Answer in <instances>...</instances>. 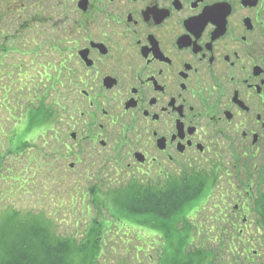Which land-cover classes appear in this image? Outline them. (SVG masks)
I'll use <instances>...</instances> for the list:
<instances>
[{"label": "flooded vegetation", "instance_id": "af4514ba", "mask_svg": "<svg viewBox=\"0 0 264 264\" xmlns=\"http://www.w3.org/2000/svg\"><path fill=\"white\" fill-rule=\"evenodd\" d=\"M23 32L30 41L16 45ZM53 63L55 157H76L77 182L195 184L198 213L211 201L225 232L252 231L264 195V0H0V89L30 107L14 95L16 71L28 78L20 89H41Z\"/></svg>", "mask_w": 264, "mask_h": 264}, {"label": "rangeland", "instance_id": "374dc122", "mask_svg": "<svg viewBox=\"0 0 264 264\" xmlns=\"http://www.w3.org/2000/svg\"><path fill=\"white\" fill-rule=\"evenodd\" d=\"M21 34L20 40L15 42L16 45H21L24 38L30 41L24 32ZM49 58H51L50 55ZM53 67H55L54 63L48 68V73L51 76L54 75ZM35 75L36 72H34ZM14 76L17 78L15 80L17 82L16 94H14L16 99L22 100L26 96L30 98L28 104H38V100L35 98L40 91L36 90L35 86L19 88V84L28 80L27 77H24V72L20 77H17L16 71ZM11 80L13 82V79ZM41 89L44 90V92L41 91L43 96L46 93L44 102L46 111L41 109L33 111L34 106H25L22 103L24 100H16L12 104H8L6 99V101H0V160L5 164L0 168V173H6L9 167L13 170L9 177L0 174V213L2 215L15 209L20 211L19 217L24 219L29 216L28 214L43 212L45 215L52 216L56 231L63 236L74 237L81 249L85 246L83 241L86 232L93 228L98 229L101 235L100 245L104 249L103 253L100 251L91 256V262H94L92 264H168L171 251L174 249H180L179 256H181L191 248L199 250V248L213 243L214 246H217L215 244L218 231L215 226L217 220L215 217H211L213 214L210 207L213 206L211 201L207 202V208L192 215L189 233L184 231L188 230L185 228L188 221L185 220L177 224L176 229H173L174 234L170 235L171 237L148 232L143 225L128 224L123 218L103 215L101 220H94L92 215L96 213V209L89 200L92 194L90 192L92 183L89 182L86 185L84 182H77L78 179L75 178L77 173L67 165L68 160H76V157L73 155L67 160L55 157L59 155L55 148L56 139L54 136L55 129L58 127L55 103L58 99L57 87L48 80L46 87ZM6 91L3 88L0 89L2 98H5L3 94ZM41 125L44 131L50 130L47 133L42 132ZM28 140L32 142L33 146L27 148V153L9 154V148L15 150L18 145ZM53 163L54 166L51 165ZM84 165L88 164L78 162L77 171H83ZM64 169L68 171H64ZM62 173L68 176L62 179ZM122 179L121 182L126 180ZM137 179L135 178V181ZM113 182L117 181L103 183L101 187L99 186L101 191H95L92 195H104L100 197L101 200H107L110 189H119V185L110 184ZM133 186L135 187V185ZM260 197L261 201L256 202L257 207L264 202V195L262 194ZM109 199H113V197ZM103 213L108 214L106 210ZM1 214L0 216H2ZM212 218H215V224L210 227L213 224ZM249 220L252 224V231L241 238L245 242H251V250L250 253L244 252L240 259L249 264L262 263L264 261V222L259 211L252 213ZM198 225L202 227L197 229ZM206 226L210 228L207 229ZM228 256L230 257V255ZM99 257L100 259H98ZM97 260L98 262H96ZM73 264L87 263L79 252L75 254Z\"/></svg>", "mask_w": 264, "mask_h": 264}, {"label": "trees", "instance_id": "16d2710c", "mask_svg": "<svg viewBox=\"0 0 264 264\" xmlns=\"http://www.w3.org/2000/svg\"><path fill=\"white\" fill-rule=\"evenodd\" d=\"M48 77L51 81L50 78L56 77V72L54 71L53 76L48 73ZM38 90L40 93L36 95V98H42V103L39 100L38 104L32 103L31 106H34L32 109L33 111L39 109L46 111L43 104L46 93L43 96L44 90ZM3 95L5 98H2L0 93V101L7 100L8 104H12L8 96L10 91H6ZM40 128L45 133L50 130L44 131L42 125ZM31 146H33L32 142L28 140L18 145L15 150L9 148L8 152L12 155H20ZM12 155L10 156L12 157ZM2 162L0 160V168L5 166ZM12 171L9 167L6 173L0 174L7 176ZM16 171L18 172V170ZM118 187V190H109V198L113 197V199L108 198L107 200H101L100 197L104 195H92L95 191H101L99 186L90 189L92 193L89 199L90 204L96 209V213L92 215L94 220L99 221L106 215L113 218H123L128 224L143 225L148 232H156L171 237L170 235L174 234L173 229H176L177 224L185 220L188 221L185 226L188 230L184 231L189 233L190 219L194 213H197L196 207L199 204H204L203 200L190 199L200 193L203 195L200 188L195 184L188 191H183L180 186L173 189L169 185L158 186L151 182L143 184L135 180ZM87 194L89 195L88 191ZM259 208L264 222V202L259 205ZM105 210L108 214L103 213ZM99 211L100 213H98ZM19 213L20 211L15 209L5 215L0 213L2 215L0 216V264H73L75 254L79 252L87 264H92L94 262H91V256L100 251L103 253L104 248L100 245L101 235L98 229L93 228L86 232L83 241L85 246L81 249L74 237L63 236L56 231L55 222L51 219L52 216L42 212L40 214H28L27 218L22 219L19 217ZM212 221L214 226L215 218ZM215 226L218 230L215 241L217 246H214L213 243L199 248V250L191 248L181 256H179L180 249H174L171 251L172 254L176 251L170 255L168 264H249L240 259L244 252L250 253L251 250V242H245L241 238L247 233H227L224 231L225 227H222L220 223L215 224ZM256 264H264V261Z\"/></svg>", "mask_w": 264, "mask_h": 264}]
</instances>
